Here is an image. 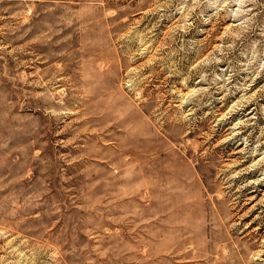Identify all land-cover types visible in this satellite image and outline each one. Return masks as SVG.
<instances>
[{"label":"rangeland","instance_id":"rangeland-1","mask_svg":"<svg viewBox=\"0 0 264 264\" xmlns=\"http://www.w3.org/2000/svg\"><path fill=\"white\" fill-rule=\"evenodd\" d=\"M0 264H264V0H0Z\"/></svg>","mask_w":264,"mask_h":264}]
</instances>
